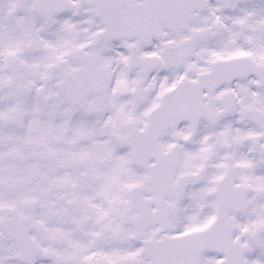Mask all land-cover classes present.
<instances>
[{"label": "snow or ice", "instance_id": "1", "mask_svg": "<svg viewBox=\"0 0 264 264\" xmlns=\"http://www.w3.org/2000/svg\"><path fill=\"white\" fill-rule=\"evenodd\" d=\"M0 264H264V0H0Z\"/></svg>", "mask_w": 264, "mask_h": 264}]
</instances>
